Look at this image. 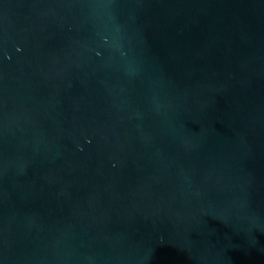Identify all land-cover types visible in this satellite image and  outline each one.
I'll use <instances>...</instances> for the list:
<instances>
[{
	"label": "water",
	"instance_id": "1",
	"mask_svg": "<svg viewBox=\"0 0 264 264\" xmlns=\"http://www.w3.org/2000/svg\"><path fill=\"white\" fill-rule=\"evenodd\" d=\"M0 264H264V0H0Z\"/></svg>",
	"mask_w": 264,
	"mask_h": 264
}]
</instances>
